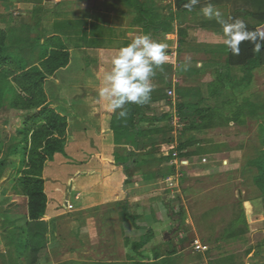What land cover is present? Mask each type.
<instances>
[{"label":"crops","instance_id":"obj_1","mask_svg":"<svg viewBox=\"0 0 264 264\" xmlns=\"http://www.w3.org/2000/svg\"><path fill=\"white\" fill-rule=\"evenodd\" d=\"M49 1L56 7L48 6L46 18L50 20L51 24L45 30H41L42 35L61 37L68 48L70 61L65 68L60 69L47 79L44 85L48 103L58 113L66 117L67 122L63 151L55 154L53 159L46 161L42 171L47 203L45 215L41 220L44 225L42 224L41 227H45L46 247H50L52 242L55 246H60V243L57 242L60 241L56 232L58 231L61 232L62 238L70 247L68 252L72 256L68 260L106 263L129 262L133 253L130 245H125V240L129 242L138 240L140 233L137 234L135 230V226H137L141 230H151L154 233L144 248L146 254H158L164 259L170 247H175L177 264H201L199 263L200 252L191 251V241L194 239L191 238V232L186 234L187 243L177 238L176 241L175 239L172 241L173 237L170 232L175 227L178 228L177 225H174L178 224V221L177 217L170 215L171 213L165 206V202H167L165 192L170 189L166 184L167 179L170 176H175L173 184L178 189L177 199L180 197L184 205L192 200L193 204H200V201H203L207 205L208 202L209 207L199 213L219 209L225 205L223 203L225 201H227V205L233 203L242 197L239 191L238 195L230 194V185L228 184L226 188L223 186L218 190H215L217 186H214V191L212 189L206 196L201 195L202 193L199 191L197 193L196 188L193 189L189 182L194 179L195 181L205 180L209 183L213 177L208 179L204 174L202 178H197V175L198 177L202 175V172L198 170L199 157H181L185 152L178 149L177 137L173 141L175 135L171 134L172 136H170L169 133H159L143 138L144 143L136 150L134 146L125 141L127 135L122 138L111 131L114 114L105 109L104 102L98 97V88L101 86L103 74L109 70L110 61L117 50L130 43L137 35L150 34L148 28L137 22L140 18L137 10L138 5H148L147 2H149L154 10L159 8V12L157 10L153 12L159 16L173 19L171 31L158 37L162 40L160 43L168 45L167 49L176 47L177 30L191 23L190 17L194 11L177 10L176 0ZM208 2L209 0H200L199 4L202 7ZM210 2L221 11L225 20H229V14L225 15L224 13L225 10L228 11L230 0H210ZM147 7L149 8V6ZM52 8L54 10H51ZM147 13L150 14L149 11ZM197 17H201V14ZM200 21L197 19L196 23L198 24ZM210 22L211 25L208 27L199 26L198 29H187L188 36L198 33L202 37L204 33H208L213 39L222 40L221 26L215 20H210ZM58 24L62 25L61 30L56 29ZM168 51L166 50V52ZM215 51L226 54L224 45H221L217 50H210L211 53H216ZM175 54L174 57L168 56L167 63L175 61ZM171 65L173 67L172 81L175 83L174 76L182 78L184 71L182 68H176L174 63ZM225 69L232 74H237L240 80L244 78V74L239 68L225 67ZM263 69L264 67L256 68L254 74ZM154 83L156 82L152 81L155 88ZM178 87L180 88V85L175 87L173 84L175 91ZM177 102L180 103L179 98ZM251 102L253 103V101ZM171 104L173 103L171 102ZM171 104L161 101L150 105L149 111L159 107L160 109L167 108L170 114H178L177 108L175 107L176 111L173 110ZM149 114V112L145 113L148 120L154 116L152 113V115ZM245 117L253 118L255 113H252L251 110ZM141 125L138 126L140 130L147 134L151 132L150 127ZM155 129H160V126H154L153 130ZM195 149L196 147L189 150L194 151ZM239 150L242 151L241 148ZM132 151L139 155L137 165L131 163V159L128 157L129 152ZM175 153L176 155H174ZM218 154L221 153L218 152L216 155ZM220 163L225 165L224 167H233L236 165V159L229 156L220 157ZM221 175L228 178L231 174L226 172ZM220 179L223 178L220 177ZM5 180L3 178L2 182H7ZM7 183L10 184L9 181ZM198 187L201 188L200 185ZM70 195L74 197L73 203L69 200ZM8 196L6 195V198L10 201L6 198L1 201V204L5 205L3 208L0 207V211L4 212L5 217L3 216L0 220L8 221L11 217L17 221L20 217L15 209L16 199ZM68 204L73 206L71 211L66 209ZM24 208L23 220L27 213L26 203ZM185 209L186 216L184 214L183 222L179 228L187 226L190 230L189 224H193L192 217H195L196 214L188 207ZM133 217H135L134 222L131 221ZM14 224L9 228L0 225V264L15 257V248L8 233L13 227L17 230L20 228L17 223ZM23 225L21 227L25 231V225ZM103 231L111 233L109 239L101 238V235L106 236L101 234ZM42 242L43 239H40L37 243L41 249L37 255L36 264L44 262V255L48 256L45 259L48 262L57 255V252L52 255L47 254V248L43 250ZM75 242L78 244L77 247H74ZM98 245L110 247L111 250H108L106 255L110 258L104 261L81 259L82 256L79 253L87 252L86 249H93L92 247ZM79 248L85 250L80 251ZM72 249L74 250L72 251ZM63 253L62 251L61 254L63 255Z\"/></svg>","mask_w":264,"mask_h":264},{"label":"rangeland","instance_id":"obj_2","mask_svg":"<svg viewBox=\"0 0 264 264\" xmlns=\"http://www.w3.org/2000/svg\"><path fill=\"white\" fill-rule=\"evenodd\" d=\"M48 6L55 5L52 3L50 4L49 0H0V27L8 31L11 38L10 43H12L20 55L27 57L30 65L36 64L37 54L34 52L31 53L28 47L29 44L41 35V30H45L47 26L51 24L50 20L46 18ZM228 6V11L225 10L224 14H229L230 22L234 19H241L246 20L244 21L245 24H252L251 20L244 19L241 13L235 11L238 6L236 0H230ZM200 8V4L196 5L193 9L194 15L192 14L190 17L191 23L177 30L178 39H176V47L166 49L169 50L167 52L168 56L174 57L176 53L174 58L175 61H170V63H174L176 68H181L185 63H190L191 65L188 71L182 73V78L174 76L175 83L172 81L173 73L171 78L168 79L171 83V88H167V96L168 100H171L173 103L170 106L175 110L179 98L180 103L184 105L187 104L191 108L182 110L178 114H170L167 108L162 107L163 110L159 107H155L154 110L152 109L153 111H148L150 114H154V116L147 120V122L139 123V127L142 124L141 126L146 125L150 127L151 130H153L154 126H160V128L163 129L170 128L169 135H175L173 141L177 137L179 145L181 143H188L191 138L198 141L196 144L186 147L184 149L185 153L190 152V148H197V146L210 150V152L207 151L197 156L199 157L198 161L200 163L198 170L202 172V175L199 177L197 175V178H202L204 174L208 179L213 176L211 177V182L208 183V181L205 180L195 181L194 179L189 182L193 189L196 188L197 193L199 191L202 193L201 195L206 196L212 189L214 191V186H217L215 190H218L223 188V186L226 188L229 184L230 194L238 195L237 193L239 191L242 196L229 205H227V201L223 202L225 204L223 207L215 210L214 213L203 216L207 211L202 213L199 212L209 207L208 202L207 205L206 203L204 204L203 201H200V204H193L192 200L190 203L187 202V204L184 205L180 197L177 199L179 194L177 193L178 189L174 187V181L172 186H170L171 183H166L170 189L165 192V198L167 197L166 201L170 204L173 211H177L180 207L186 216L185 207H188L196 214L195 217H192L193 224H189L190 230L187 226L185 228H179L178 230L176 229L177 227H175L176 230H171L170 233L173 237L172 241L178 239L187 243L186 234L187 232H191V238L198 239L202 245L207 247L204 251H200L201 257L199 263L201 264H220L218 261L225 258H233L232 260L237 264L238 262H243L245 264H264V200L258 189L254 186L253 179L256 176V171L247 165L249 162L247 160L249 158L257 157L264 149L261 143V130L264 129V111L255 113V117L253 118H246L245 116L249 115L252 109L248 106L247 109H245V107L242 109L243 101H248L249 104L256 106L264 104V69L257 71V73L255 72V74L254 70L250 82L241 83L242 79L240 80L237 74L235 75L226 71V54L217 51H215L216 53L210 52L212 49H219L220 46L223 45L222 40L213 39L211 34L208 33H204L202 37L199 36L198 33H194L189 37L187 29L193 30L198 29L199 26L204 28L211 25L210 20L205 19L202 15L201 17H197L200 15L197 9ZM38 9H41V11L37 13L35 10ZM51 10L54 9L52 8ZM156 10L159 12V8H156L155 11ZM197 19L201 20V23L199 22L200 24L196 23ZM181 32L183 33L182 37L179 36ZM40 37L42 41L43 38H45L44 35ZM158 40L159 43L162 41L160 38H158ZM173 84H175V87L180 85V88H176L175 91ZM154 85L155 87H165V85L157 82L154 83ZM169 90L173 91L174 96L172 99L169 98ZM251 101H253V103ZM238 108H241L242 111H239ZM198 109L205 110L206 113H198ZM210 109L214 110L213 113L208 112ZM162 114H166L168 117L164 121L155 122V119ZM199 114H202L204 119L200 120ZM6 117H9V119L14 117V112L8 111L7 106H5L0 116V135L3 134L4 131H7L9 134L13 130L12 124L8 126L4 122V118ZM206 123H208L210 127L200 130L184 129L185 126H190L191 124L204 125ZM223 125L228 127L223 128ZM9 140H11L10 136L7 137L6 142H9ZM167 140L169 141V139ZM156 143L158 142L156 141ZM240 148L242 151L239 150ZM218 152L221 154L216 155ZM1 154L0 152V158L2 156ZM169 155L172 154L169 153ZM226 156L233 159L235 158L236 165L233 167H224L225 165L220 163V157ZM202 159L206 161L202 163ZM8 171L9 168L4 171L0 178V190L2 187L0 191V207H4L3 205L5 204H1V201L5 200L6 195H9L10 198L15 197V201L17 202L15 209H17L20 219L15 221L13 218L9 217L8 221L0 220V225L9 228V226L17 223L18 227H20L18 228L19 231L17 230V234H19L23 233L21 225L25 224V220L22 218L25 211V201L18 198L13 191L11 192V183H7L9 181L8 179L6 180L7 182H2L3 178L6 179L8 176ZM226 172L231 174L230 177H228V181V178H226L227 176L221 175L223 173L226 174ZM220 177L223 179H220ZM221 180H223V182H220ZM217 182L218 184H215ZM222 183L225 185H222ZM198 185H200L201 188H199ZM157 188L159 187L157 186ZM6 200L9 199L6 198ZM69 200L72 203L74 202L73 195L69 196ZM240 211L243 213L244 221L242 228L246 229L247 233L233 239L217 240L219 236H222L223 229L228 228L231 222L238 218V213ZM193 212L190 211L191 214H193ZM3 213V211H0V219L3 218ZM174 225L178 226L177 223ZM56 232L58 233V238H60V241H57L60 243V246H55L52 242V245L47 248L45 245L47 244L46 238H44L42 247L43 250L47 248V254L52 255L54 252H57V255L51 259L52 261L49 260V262L45 260L48 256L44 255V262L42 264H61L65 261H72L68 260L72 256L68 252L70 249L69 245L65 243L61 232ZM101 234L106 235H101V238L106 237L108 239L111 235L108 231H103ZM49 241L52 240L49 239ZM183 242L182 244H184ZM49 244H51V242H49ZM77 245V242H75L74 247H77ZM186 245L188 246V244ZM104 247L98 245L92 247L93 249H86L87 252L79 254L82 256L81 259L104 261L110 258L106 257V255L107 251L111 250L109 246ZM73 250L74 249H72V251ZM79 250L85 249L79 248ZM62 251L64 252L63 255L61 254ZM191 251L194 252V249L192 248Z\"/></svg>","mask_w":264,"mask_h":264},{"label":"trees","instance_id":"obj_3","mask_svg":"<svg viewBox=\"0 0 264 264\" xmlns=\"http://www.w3.org/2000/svg\"><path fill=\"white\" fill-rule=\"evenodd\" d=\"M236 1L238 6L235 11H238V13L242 14L243 18L249 19L252 22V24H246L248 29L264 31V0ZM187 2L188 0H176L175 6L177 10L186 12L187 10L183 5ZM147 3L148 5H138L137 10L139 11L140 18H138L137 22L148 28L151 38L159 42L158 37L160 35H165L171 31L173 19L159 16L153 12L155 10L151 4ZM35 11L38 13L40 10ZM148 11L150 14L147 13ZM56 27V29H62L61 24L56 25ZM40 36L28 46L31 53L37 54L36 64L30 65L27 57L20 55L12 43H10L11 38L8 31L0 27V116L5 106H7L8 111L14 112L12 119H9V117L4 118V122L8 126L12 124L13 130L11 128V133L8 134L7 131H4L0 135V152L2 153L0 158V178L4 171L9 168L6 180L8 179L11 183L10 190L17 197L24 200L27 206L24 224L25 231L23 229V233L19 234H17V228H11L8 231L11 236L12 245L15 248V257L3 264L37 263V255L41 249L37 243L40 239H44L46 233L45 227H41L43 224L41 220L45 215L47 203L42 171L46 161L53 159L55 154L63 151L65 142L66 117L58 113L48 103L44 85L47 79L68 65L70 54L61 37H45L42 41ZM179 36L182 37L183 33L181 32ZM252 49L253 46L247 41L241 44L238 56H233L225 49V67L241 69L244 74L241 83L250 82L253 71L256 68L264 67V48L260 52H254ZM172 73L173 67L171 63L164 64L163 70H157L152 81L165 85V87H155L151 94V101L144 106L127 105L128 116L126 119L120 120L114 115L111 131L118 137L123 138L127 135L125 141L134 146L136 150L144 143L143 138L159 133L167 134L171 130L170 128H160L150 130L151 132L147 134L140 130L138 126L141 122H147L148 118H146L145 113L149 111L150 105L161 101L171 104V102H168L167 88H171V83L168 79L171 78ZM247 106L252 109V113L264 111V104L256 106L249 104L248 101H243L242 109ZM176 108L178 113H180L182 110H188L191 107L187 104L178 103ZM238 109L242 111L241 108ZM213 111L211 109L208 110L209 113H213ZM203 112L204 114L206 113L205 110L198 111V113ZM199 115L200 120L204 119L202 114ZM167 117L168 115L162 114L160 117L154 119L155 122H160L164 121ZM208 127H210L208 123L204 125L191 124L190 126H185L184 129L200 130ZM8 136L11 137V140L6 142ZM261 136V143L264 146V129L261 130ZM189 141L188 143H181L178 149L180 151L184 150L186 147L198 142L193 138ZM207 151L210 152V150L197 146L194 151L184 153L181 157L198 156ZM128 157L131 159V163L137 165L139 158L137 153L133 151L129 152ZM247 165L256 171V176L253 179L254 186L258 189L264 200V149L257 157L249 160ZM165 206L172 217H177V229H179L184 216L182 208L179 207L176 212H173L168 202H165ZM217 209L207 211L203 216L214 213ZM134 220L135 217L131 219L132 222ZM243 224V213L240 211L238 218L233 220L228 228L223 229L222 236H219L217 240L233 239L246 234L247 230L242 228ZM135 230L137 234L140 233L138 240L134 242L125 240V245H130L129 247L133 253L129 262L106 263L72 260L61 264H177L174 247H170L164 259L158 254H146L144 248L152 239L154 233L151 230H141L137 226H135ZM232 259L225 258L218 261V263L237 264ZM238 264L245 263L238 262Z\"/></svg>","mask_w":264,"mask_h":264},{"label":"clouds","instance_id":"obj_4","mask_svg":"<svg viewBox=\"0 0 264 264\" xmlns=\"http://www.w3.org/2000/svg\"><path fill=\"white\" fill-rule=\"evenodd\" d=\"M199 3L200 0H188L183 7L191 12ZM199 11L205 19L215 20L221 26L222 43L233 56L240 54V46L245 41L253 46L254 52L264 48V31L249 30L240 19L225 20L210 0ZM167 47L153 40L150 34H140L117 50L98 88V97L109 113L124 120L128 116L127 105L144 106L151 101L152 78L168 61ZM189 67L190 63L181 66L183 71H188Z\"/></svg>","mask_w":264,"mask_h":264},{"label":"built area","instance_id":"obj_5","mask_svg":"<svg viewBox=\"0 0 264 264\" xmlns=\"http://www.w3.org/2000/svg\"><path fill=\"white\" fill-rule=\"evenodd\" d=\"M168 95H169V98H173V96H174V94H173V91H171V90H169L168 91ZM175 155V154H174ZM206 160L205 159H202V163L203 162H205ZM174 177L175 176H170L168 179H167V183H171V185L170 186H172L173 184V181H174ZM66 208H67V210H71V209H73V206L71 205V204H68V205H66ZM191 246H192V248L194 249V251H196V252H200V251H204L205 249H207V247L206 246H204V245H202L201 243H200V241L198 240V239H192V241H191Z\"/></svg>","mask_w":264,"mask_h":264}]
</instances>
